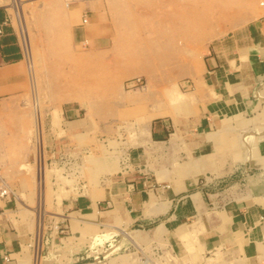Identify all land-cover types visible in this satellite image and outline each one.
Listing matches in <instances>:
<instances>
[{
  "label": "rangeland",
  "instance_id": "1",
  "mask_svg": "<svg viewBox=\"0 0 264 264\" xmlns=\"http://www.w3.org/2000/svg\"><path fill=\"white\" fill-rule=\"evenodd\" d=\"M0 3L9 12L25 56L22 85L15 92L0 94V174L13 191L6 197L10 198L5 205L9 209L0 214V219L10 211L18 218L16 225L9 218L6 220L26 238L25 251L19 257L21 264H33L39 259V264H68L75 245L86 244L95 249L100 244L97 243L100 232L107 238L106 244L102 242L100 246L104 253L98 258L92 251L95 257L77 264L140 262V257L130 253L134 249L131 245L113 255L114 260L107 255L108 247L124 237V232L142 253L153 258L157 255L152 253V239H158L155 246L162 249L159 259L163 258L164 264H250L245 258H234L235 252L226 245L222 246L224 252L217 250L221 253L217 261L208 258L213 256L212 250L205 251L203 256H193L180 238L179 229L176 233L184 251L177 255L171 252L166 238H161L162 233L139 242L127 226L122 228L125 230L114 226H122L120 219L116 222L115 218L103 228L98 223L86 224L85 229L80 228L79 237L69 230L59 231L61 239L53 242L47 231L54 224L55 233L60 221L72 217L73 213L65 209L67 204L72 207L77 198H88L98 189L104 192L108 188L116 174L104 170L108 152H115L121 162L131 146L146 145L141 120L145 109L153 105V95L169 93V89L179 86L191 94L190 106L197 110L189 115L190 119L206 110L207 103L215 99L209 98L208 93L213 89L209 57L217 53L218 44L232 41L236 45L249 44L248 30L262 21L264 24V5L258 0H1ZM83 30L85 33L81 34ZM98 30L104 33L98 34ZM221 50L226 52L224 48ZM245 60L248 64V59ZM256 77L252 81L258 98V92L264 89V76ZM260 95L263 97L264 93ZM70 104L78 106L72 124L67 122L72 118L65 119L61 114L62 106ZM55 110L62 116L60 127L52 123ZM258 110L230 115L236 119L256 113L250 128L244 131L256 137L255 144L246 143V149L242 150L239 136L249 137L248 134L224 133L220 148L214 150L221 173H202L198 177L230 174L238 165L248 164L243 159L248 150H252L254 163L264 161V101ZM158 117H167L175 124L172 118L175 116L152 119ZM202 148L191 151L198 156ZM212 149L208 146L203 150ZM152 150L151 164L156 166L171 169L172 160L187 159L180 144L159 152L156 148ZM23 163H30L33 170L21 168ZM43 166L46 173L40 177L36 171ZM67 180L78 187V192L71 190ZM59 186L71 190L61 206L56 199ZM3 201L0 200V205ZM95 213L104 215L96 207ZM196 243H200L199 239ZM121 245L118 241L116 246ZM29 247L33 249L31 254Z\"/></svg>",
  "mask_w": 264,
  "mask_h": 264
},
{
  "label": "crops",
  "instance_id": "2",
  "mask_svg": "<svg viewBox=\"0 0 264 264\" xmlns=\"http://www.w3.org/2000/svg\"><path fill=\"white\" fill-rule=\"evenodd\" d=\"M98 31V34L104 33L102 30ZM248 31L251 39L249 44L236 45L234 41L218 44L217 53L209 57L208 71L213 89H209L208 93L209 98L215 99L207 103L206 110L200 115L189 118V115L196 114L197 110L190 106L191 94L185 93L179 86L173 90L169 89V93L152 96L153 105L145 109L141 120V127L146 131V145L131 146L121 162L115 152H108L104 170L108 173L116 171L108 188L104 192L98 189L88 198H77L72 201V207L67 204L65 209L73 215L60 221L55 233V225H51L47 231L51 242L56 238L61 239L59 231L69 230L79 237L80 228L85 229L86 224L98 223L99 228H103L115 218L116 222L120 219L122 226H114L121 229L127 226L139 242H146L162 233L161 238H166L171 252L177 255L183 254L184 251L181 238L193 256H203L205 251L212 250L213 256L208 258L217 261L221 259V253L217 250L223 251L222 246L226 245L235 252L234 258H245L250 264H264V161L254 163L252 150H248L243 155V159L249 161L248 164L245 162L244 165H238L230 174L198 177L202 173H221L214 150L220 148L224 133H245L248 136L249 133L244 131L250 128L251 121L259 112L261 101H264V96L260 95L264 93V89L258 92L259 97L256 98L253 91L255 81H252V78L256 80V76H264L263 21ZM82 33H85V30L81 31ZM220 47L226 49V52ZM24 58L17 30L7 8L0 3V94L15 92L22 85L25 79ZM245 59H248V64ZM241 63L242 65H239ZM78 102L82 104L81 100ZM252 109H255L256 113L250 117L233 119L230 116ZM77 111L76 105H63L61 114L65 119L72 118L67 121L72 124L76 121ZM61 114L58 110L54 111L53 126L60 127ZM162 115L175 116L172 117L175 124L167 117L152 119ZM225 116L230 117L222 119ZM61 130H64L62 124ZM251 139H254L253 143ZM256 140L252 134L249 137L239 136L238 144L242 141L239 148L246 149L244 144L253 145ZM177 144L187 153V159L172 160L171 169L159 163L157 166L151 164L152 149L156 148L159 152L162 149H172ZM208 146L213 149L203 150ZM191 147L203 148L198 152V156H194ZM149 164L153 165V168ZM21 168L28 172L33 170L30 163L21 164ZM42 168L40 177L46 173L44 166ZM53 170L58 172L56 168ZM53 170H49V173ZM67 182L71 190L78 192V187H74L70 180ZM71 190L64 186L58 187L56 199L60 206ZM9 199H0L4 200L0 205L1 215L9 209L5 206ZM95 207L104 215L95 213ZM6 216L3 220L0 219V264H21L19 257L20 253L25 251L23 246L26 244V238L6 220L9 218L16 225L18 218L15 212L10 211ZM72 227L76 228L75 231ZM177 229L180 238L176 233ZM198 239L200 243L197 244ZM67 240L64 238V241L69 243ZM106 241L107 238L100 232L97 240L100 244L95 246V249L86 244L75 245L67 263L77 264L85 258L95 257V253L99 258L104 253L100 247L101 243L105 245ZM118 241L122 242L119 248L116 246ZM156 241L158 239H152L154 245L151 249L158 258H153L142 253L141 248L124 232V237L116 239L113 247H108L107 255H111L110 259L114 260L113 255L131 245L134 249H131L130 253L136 255V258L146 256L164 264V259H159L163 251L155 246ZM32 252V247H29V253Z\"/></svg>",
  "mask_w": 264,
  "mask_h": 264
},
{
  "label": "built area",
  "instance_id": "3",
  "mask_svg": "<svg viewBox=\"0 0 264 264\" xmlns=\"http://www.w3.org/2000/svg\"><path fill=\"white\" fill-rule=\"evenodd\" d=\"M260 5H264V0H258ZM86 18H84L85 20ZM12 188L8 184V182L4 179V177L0 174V199L5 198L12 194ZM7 258V257H6ZM35 264H39L36 262ZM133 264H160V262L149 258V257H142L139 263H133Z\"/></svg>",
  "mask_w": 264,
  "mask_h": 264
},
{
  "label": "bare ground",
  "instance_id": "4",
  "mask_svg": "<svg viewBox=\"0 0 264 264\" xmlns=\"http://www.w3.org/2000/svg\"><path fill=\"white\" fill-rule=\"evenodd\" d=\"M43 145V144H42ZM40 151V150H39ZM42 153H43V151H42ZM43 156V155H42ZM41 173H43V168L41 167V168H39L38 169V174H41ZM185 234V233H184ZM139 263V262H138ZM133 264V263H132Z\"/></svg>",
  "mask_w": 264,
  "mask_h": 264
}]
</instances>
